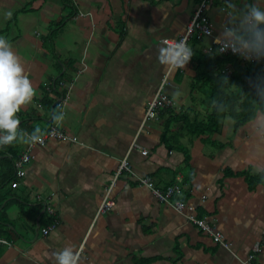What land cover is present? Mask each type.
Returning <instances> with one entry per match:
<instances>
[{"label": "crops", "instance_id": "1", "mask_svg": "<svg viewBox=\"0 0 264 264\" xmlns=\"http://www.w3.org/2000/svg\"><path fill=\"white\" fill-rule=\"evenodd\" d=\"M200 1L0 0V36L36 92L17 113L19 131L44 135L56 125L73 139L36 144L22 176L14 161L28 143L0 146V264H54L52 253L67 246L80 264H243L256 245L248 262L264 264V174L255 172L264 151L256 153L249 121L235 126L224 116L211 135L187 128L194 76L217 51L221 27L249 5L264 9V0H230L235 10L207 0L211 35L192 36L191 60L170 71L158 50L184 33ZM165 75L173 106L146 118ZM124 157L158 189L177 184L173 198L193 205L229 249L127 173L112 184L113 206L99 211Z\"/></svg>", "mask_w": 264, "mask_h": 264}, {"label": "clouds", "instance_id": "2", "mask_svg": "<svg viewBox=\"0 0 264 264\" xmlns=\"http://www.w3.org/2000/svg\"><path fill=\"white\" fill-rule=\"evenodd\" d=\"M228 9L235 10V5L227 3ZM11 16V13H8ZM219 52L230 50L248 61L264 60V9L256 4L238 16H230L221 27L220 35L215 38ZM193 56L192 49L185 40L173 41L161 46L157 59L160 64L169 68L185 67ZM224 84H230L226 76L220 77ZM251 94H247L258 105L248 127L254 142V148L259 155L264 151V76L255 79L248 78ZM238 88L234 84H230ZM244 93V92H243ZM36 95L32 83L25 74L20 58L12 50L8 40L0 36V146L11 145L14 142H42V130L36 127L31 134L19 131L20 121L17 113L21 107L29 104ZM212 107L217 112H224L227 106L222 101H213ZM64 119L63 113L54 114L53 120L59 124ZM256 173L264 174V166H258ZM264 179V175L261 177ZM54 264H80V252L72 247H64L53 252Z\"/></svg>", "mask_w": 264, "mask_h": 264}, {"label": "trees", "instance_id": "3", "mask_svg": "<svg viewBox=\"0 0 264 264\" xmlns=\"http://www.w3.org/2000/svg\"><path fill=\"white\" fill-rule=\"evenodd\" d=\"M224 76L228 78L230 84L238 88L224 84L220 80V77ZM257 76H264V60L244 61L237 54L212 51L205 62L200 64L194 76L197 88L192 90V99L197 107L196 111L191 110V112H196V115L194 119L189 120L190 127L187 128L194 134L211 135L220 129V121L224 116H230L235 126L249 121L257 111L258 105L247 95L251 94L248 78L255 79ZM195 95L200 96L199 100ZM213 101H222L227 106V110L217 112L212 107ZM163 110L161 113H166L170 108ZM201 111H204V116L199 119L198 113ZM168 132L169 130L166 129L161 135L162 140L169 144L171 136Z\"/></svg>", "mask_w": 264, "mask_h": 264}, {"label": "built area", "instance_id": "4", "mask_svg": "<svg viewBox=\"0 0 264 264\" xmlns=\"http://www.w3.org/2000/svg\"><path fill=\"white\" fill-rule=\"evenodd\" d=\"M207 9V0H201L197 8L195 9L190 21L187 24L186 31L184 34L180 35L175 40H164L166 43L170 44L173 41H180L185 40L188 42L189 38L193 35H196L197 38H202L204 36H208L212 33L211 24L209 22V18L206 13ZM212 49V48H211ZM213 50V49H212ZM216 50L219 52L218 45L216 46ZM220 53H232L230 50L220 52ZM244 59V58H243ZM254 61V60H252ZM168 75H165L159 85L158 90L153 95L151 100L148 103L147 111H146V118L152 114H157L161 109L171 108L173 106L172 99L164 93V87L169 83ZM46 137H55L58 139H70L65 133L61 132L56 125H53L47 133L42 135V142H37L35 144L28 143L27 148L24 152L20 153L18 159L14 163L15 173L17 176L24 175V166L26 163H29L31 160V149L36 144H43ZM142 153H146V151H142ZM127 173L134 177L138 184L143 185L149 188L152 193L155 195L158 201L161 203L167 204L174 208L177 212L185 214L186 218L199 227L204 233L210 235L214 242L218 245L229 249V244L223 239V235L215 229L213 225H210L204 219L198 217L195 213V207L193 205L188 204L187 202L183 201L181 198H173L174 194L179 190L177 184H172L171 186L166 187L164 190L158 189L152 179L149 176H140L136 175L130 165L128 159L126 157L122 158L114 172L111 185L106 190L104 195L103 201L99 207V211H104L109 209L113 206L112 199L109 198V192L111 190L112 184L116 179L121 176L122 174ZM47 229L44 230V233H47ZM0 242H5L0 239ZM259 251V246L256 245L253 249L252 254H250L246 260H243V264H250V261L256 252Z\"/></svg>", "mask_w": 264, "mask_h": 264}, {"label": "bare ground", "instance_id": "5", "mask_svg": "<svg viewBox=\"0 0 264 264\" xmlns=\"http://www.w3.org/2000/svg\"><path fill=\"white\" fill-rule=\"evenodd\" d=\"M185 31H186V29H185ZM185 31H184V33H185ZM184 33H183V34H184ZM181 35H182V34H181ZM210 35H211V34H210ZM210 35H208V36H210ZM189 39H190V38H189ZM188 42H189V40H188ZM188 42H187V44H188ZM216 46H217V45H215V47H212V48H216ZM172 69H175V68H169L170 71H171ZM163 91H164V90H163ZM46 138H47V137H46ZM46 138H45V141H46ZM45 141H44V142H45ZM26 148H27V147H26ZM25 150H26V149H25ZM25 150H24V151H25ZM24 151H22V152H24ZM22 152H21V153H22ZM19 155H20V154H19ZM18 157H19V156H18ZM18 157H17V159H18ZM17 159H16V160H17ZM16 160H15V161H16ZM15 161H14V163H15ZM27 164H28V163H26L25 166H26ZM25 166H24V169H25ZM14 169H15V167H14ZM24 172H25V170H24ZM106 210H107V209H106Z\"/></svg>", "mask_w": 264, "mask_h": 264}]
</instances>
